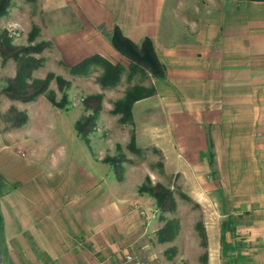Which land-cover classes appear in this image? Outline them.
Masks as SVG:
<instances>
[{
    "label": "crops",
    "instance_id": "obj_1",
    "mask_svg": "<svg viewBox=\"0 0 264 264\" xmlns=\"http://www.w3.org/2000/svg\"><path fill=\"white\" fill-rule=\"evenodd\" d=\"M175 1L33 0L31 20L67 67L92 54L125 66L108 37L115 26L135 43L150 38L166 74L145 97L154 118L146 110L144 139L137 126L134 135L161 166L133 164L129 174L181 177V190L207 209L209 253L264 264V0H221L186 23L189 37L167 18ZM1 58L0 77L9 64ZM49 144L0 132L5 263L21 254L38 264H119L132 252L151 264L156 222L138 184L115 180L113 165L86 152L55 154Z\"/></svg>",
    "mask_w": 264,
    "mask_h": 264
},
{
    "label": "rangeland",
    "instance_id": "obj_2",
    "mask_svg": "<svg viewBox=\"0 0 264 264\" xmlns=\"http://www.w3.org/2000/svg\"><path fill=\"white\" fill-rule=\"evenodd\" d=\"M32 1H10L7 12L0 17V42L3 37H7L14 50L20 53V57L28 53L40 59V65L31 70V79L44 78L49 72L53 77L49 81L46 93L38 94L30 100L9 97L4 88L16 75L18 61L10 57L4 59L1 56L3 63L9 61V64L8 75L0 77V132L16 130L30 143L32 139H38L46 146L49 142L55 154L68 152L75 157L76 153L86 152L97 162L113 165L115 180L128 182L132 189L138 184L137 192L149 198L150 204L144 206L151 208L145 213L156 222L152 247V253L156 258L151 264H228L230 260L226 254L220 257L212 255L207 248V239L204 244L203 221L207 209L192 199L191 192L181 190V177L157 174L144 176L138 175V172L129 174L130 166L133 164L140 165L139 167L148 165L152 173H157L161 166L157 150L152 148L131 150L128 146L136 126L144 139V126L148 122L144 119L145 114L148 112V115H151L149 118L153 120V113L150 112V105L145 97L138 99V106L135 108L137 124L133 119L131 122L120 121L121 114L112 110L115 102L123 98L126 91L133 86L139 85L149 91L154 89V94L156 77L142 65H137L138 68L132 70L128 68L127 57L120 79L114 85L101 84L100 75L103 68L98 64L92 65L80 75L70 73L68 67L58 59V53L54 49H49V42L39 40V27L31 20ZM220 1L176 0L167 18L180 27L179 34L189 37L188 34L191 32L186 23H192L199 15L206 14L214 5L218 6ZM77 22L73 20V24ZM41 42L44 44L40 50H31ZM25 48L31 49L25 53ZM57 76L62 79V83L56 79ZM96 95H101V99L98 100ZM98 107V112H95ZM19 113H24L26 120L22 123H13ZM158 120L157 115L154 121L157 130ZM157 183L170 190L174 205L171 201H166L164 208L157 206L151 194V189L155 192L159 191L155 186ZM140 187L142 190L139 191ZM5 246V243L0 244V252H3ZM7 247L12 253L17 249L15 242ZM17 251L19 252L20 249ZM13 258L18 260V264H38L21 254ZM5 259L4 255H0V264H12L5 263ZM45 262L47 264V260Z\"/></svg>",
    "mask_w": 264,
    "mask_h": 264
},
{
    "label": "trees",
    "instance_id": "obj_3",
    "mask_svg": "<svg viewBox=\"0 0 264 264\" xmlns=\"http://www.w3.org/2000/svg\"><path fill=\"white\" fill-rule=\"evenodd\" d=\"M11 0H0V17L7 12L10 7ZM109 40L113 47L120 52L122 55L129 59L128 68L131 70L138 68L137 65H142L148 68L150 73L156 78L165 77V66L159 61L156 53L153 49L152 42L149 37H144L139 43L133 42L128 37L124 36L118 26H115L110 33H108ZM44 43H37L35 47L25 48L24 52L31 50L38 51L43 47ZM15 48L9 43L7 37H3L0 42V55L5 58H12L18 61V69L16 75L11 79L9 85H7L4 90L5 93L12 98H20L23 100H30L36 95L41 93H46L48 91V84L53 74L51 72L47 73L44 78H33L31 79V70L38 65H40V59L30 56L26 53L25 56L20 57V53L14 50ZM23 53V54H25ZM98 64L103 68V72L100 75V82L102 85H114L116 84L121 75L123 66L120 63H112L109 60L98 54L89 55L79 62L68 67L69 72L72 74H83L92 65ZM31 79V80H30ZM58 81L62 83L60 77H56ZM154 89L150 91L145 87L136 85L128 89L123 98L115 102L113 112L120 113V121L131 122L132 113L131 106L136 100L147 97L153 94ZM97 99H101V95H96ZM53 101V99H51ZM54 103V101H53ZM99 107L95 109L98 112ZM26 120V115L24 113H19V116L13 120V123H22ZM77 129L78 124H77ZM129 149L138 150L135 146V135L131 134ZM159 191L155 192L151 189V194L155 198L157 206L164 208L166 201H171L173 203V196L168 188L157 183L155 185ZM142 190L141 187L139 191ZM159 236V234H158ZM203 242L206 243L205 235H203Z\"/></svg>",
    "mask_w": 264,
    "mask_h": 264
},
{
    "label": "built area",
    "instance_id": "obj_4",
    "mask_svg": "<svg viewBox=\"0 0 264 264\" xmlns=\"http://www.w3.org/2000/svg\"><path fill=\"white\" fill-rule=\"evenodd\" d=\"M122 262L125 264H149L147 259L132 252L125 253L123 255Z\"/></svg>",
    "mask_w": 264,
    "mask_h": 264
}]
</instances>
